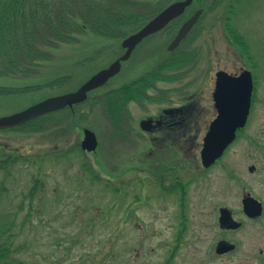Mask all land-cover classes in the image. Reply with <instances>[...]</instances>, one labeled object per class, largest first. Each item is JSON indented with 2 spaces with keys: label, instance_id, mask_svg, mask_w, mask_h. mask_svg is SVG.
<instances>
[{
  "label": "rangeland",
  "instance_id": "obj_1",
  "mask_svg": "<svg viewBox=\"0 0 264 264\" xmlns=\"http://www.w3.org/2000/svg\"><path fill=\"white\" fill-rule=\"evenodd\" d=\"M125 1L134 18L146 20L122 21L113 32L116 37L79 22L73 41L56 44L49 60L27 72L0 74V117L75 91L124 54V38L181 0ZM198 9L202 14L187 36L168 50L179 25ZM171 21L143 39L121 62L119 72L90 91L85 102L43 115L36 129L24 124L0 129V243L7 248L2 264H139V252L175 248L174 237L184 223L177 251L187 250V238L198 236L190 245L208 251L214 169L198 172V158L185 169L183 221L175 196L159 198L150 178L139 169L122 175V166L126 172L148 166L150 138L139 129L140 120L166 107L212 108L216 71L248 67L255 76V91L264 92V0H192L183 15ZM146 77L145 86L139 80ZM134 81L146 97L127 101L114 124L103 93ZM84 129L96 137L93 151L80 146ZM195 133L197 144L191 150L197 156L203 132Z\"/></svg>",
  "mask_w": 264,
  "mask_h": 264
},
{
  "label": "flooded vegetation",
  "instance_id": "obj_2",
  "mask_svg": "<svg viewBox=\"0 0 264 264\" xmlns=\"http://www.w3.org/2000/svg\"><path fill=\"white\" fill-rule=\"evenodd\" d=\"M194 13L185 18L178 30ZM242 71L250 73L252 82L245 121L234 129L233 140L220 156L212 164L205 166L200 153L211 123L219 120L220 125L224 122L228 125V122H234L236 119L232 116L236 112L235 109L229 107L232 105L231 101H225L226 108L220 107L222 102L219 106L215 105L213 93L216 87V74L224 72L231 77H237ZM254 78L252 70L248 67H234L233 70L220 69L214 73L212 108L196 109L197 107L190 108L186 105L166 107L139 121V129L150 138L149 161L145 160L148 166L130 167L128 172L125 171L126 167L122 166V175L127 173L134 175L140 172L144 178H150L155 185V194L160 196L159 198L175 196L173 198L179 205L178 214L183 221L186 218L185 208L188 197L186 188L188 182L184 181L188 173L185 169L189 163L195 162L198 158V172L201 171L204 175L214 169L215 174V201L211 221L213 239L208 251H195L194 244L190 245L194 241L197 242L200 236L196 237L197 240L192 238L191 241L187 238V250L177 251L184 237L182 235L186 228L184 223L182 231H178L174 237L175 248L172 247L171 251L165 252L151 250L146 253L139 252L137 259L139 264H177L174 263L175 258L183 260L179 264H264V92L258 94L255 91ZM259 102H261L260 108L257 107L260 105ZM222 114H227V117L222 118ZM144 120L149 123L141 126ZM120 130L121 133L124 132V124L120 126ZM199 131L203 133L198 142L196 156L191 150L197 144V135L193 132ZM137 169L139 172L132 171ZM153 177L156 180H153ZM125 192L126 190L120 191L123 196H121V203H124ZM203 209L205 210L204 207Z\"/></svg>",
  "mask_w": 264,
  "mask_h": 264
},
{
  "label": "trees",
  "instance_id": "obj_3",
  "mask_svg": "<svg viewBox=\"0 0 264 264\" xmlns=\"http://www.w3.org/2000/svg\"><path fill=\"white\" fill-rule=\"evenodd\" d=\"M130 10L125 0H0V74L27 72L38 62L49 60V50L56 44L73 41V33L81 29L79 22L91 23L101 35L116 37L119 34L113 32L123 23L146 20L141 15L134 18ZM146 79L139 82L144 80L146 86ZM137 83L103 93L114 124L119 123L122 113L119 111L127 101L146 97L141 88L134 86ZM40 118L24 125L36 129ZM4 245L0 243V264L7 255Z\"/></svg>",
  "mask_w": 264,
  "mask_h": 264
},
{
  "label": "water",
  "instance_id": "obj_4",
  "mask_svg": "<svg viewBox=\"0 0 264 264\" xmlns=\"http://www.w3.org/2000/svg\"><path fill=\"white\" fill-rule=\"evenodd\" d=\"M190 3L191 0H182L170 4L140 30L129 35L122 41L121 46L125 49L124 54L119 59L113 61L106 69L96 72L73 92L46 98L22 111L0 117V129L18 127L43 115L83 102L88 92L103 86L119 72L121 62L129 58L133 49L144 38L164 28L171 20L182 14ZM200 14L201 10H198L182 24L176 36L169 44L168 50L171 51L178 46L192 26L197 22ZM216 77V87L213 93L215 105L219 106V103L222 102L220 107L226 108L225 101H231L232 105L229 107L235 109L236 112L232 116L236 117V119L234 122H228V125L227 122L220 125L219 120L211 123L204 137L203 147L200 153L202 163L205 166H209L220 156L225 147L233 140L234 129L244 123L252 89L251 75L248 71H242L237 77H231L224 72H217ZM221 117L225 118L227 114H222ZM144 123H149V121H142L141 126ZM80 146L86 151H93L96 148L97 141L92 131L87 129L83 130V139Z\"/></svg>",
  "mask_w": 264,
  "mask_h": 264
}]
</instances>
